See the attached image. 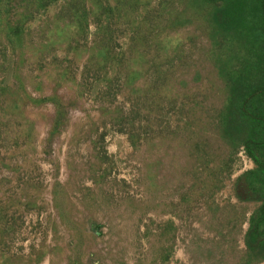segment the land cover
Listing matches in <instances>:
<instances>
[{"label": "rangeland", "instance_id": "obj_1", "mask_svg": "<svg viewBox=\"0 0 264 264\" xmlns=\"http://www.w3.org/2000/svg\"><path fill=\"white\" fill-rule=\"evenodd\" d=\"M65 1L32 23L23 55L0 45V264H237L242 222L256 204L240 202L235 186L254 163L243 148L231 160L211 134L212 160H231L219 193L210 184L216 204L234 208L217 218L192 177L203 159L189 133L177 131L196 101L201 125L212 129L226 96L205 70L203 34L161 25L153 13L148 31L146 11L134 6L141 35L131 40L133 31L112 19L108 43L119 60H106L95 26L77 36ZM157 68L167 71L154 89L148 75ZM195 76L186 87L177 82Z\"/></svg>", "mask_w": 264, "mask_h": 264}, {"label": "trees", "instance_id": "obj_2", "mask_svg": "<svg viewBox=\"0 0 264 264\" xmlns=\"http://www.w3.org/2000/svg\"><path fill=\"white\" fill-rule=\"evenodd\" d=\"M59 1L61 0H0V45L8 43L10 44L8 48L12 52L23 55L22 44L25 36L30 33L32 23ZM153 3H156V9L150 10ZM134 6L136 8L141 6L143 11H146L143 16L145 19H142L140 23L146 24L148 31L152 28V19H148V15L153 13L157 15L155 21L161 25L190 27L202 33L206 39L209 46L206 53L209 67L205 70L209 75H211L210 72H216V77L223 85L226 96L221 97L220 108L214 110L212 129L201 125L204 118L199 117L198 112H202L200 107L202 102L196 101L188 110L185 119L183 118L185 124H179L177 131L189 133L193 152L198 153L203 159L201 162L203 172L199 166L192 177L201 186L200 190L205 196L207 209L215 210L213 212L215 217H221L234 208L229 203L228 205L216 204L213 198V185L210 184L214 181L215 189L219 193L225 180V176L221 175L229 171L230 161L237 155L240 148H243L246 156L254 163L255 168L241 176L235 186L240 202L256 204L250 216L247 219L244 217L242 222L248 224V229L243 241L244 248L239 253L237 264H263L264 0H66L62 9L64 15L77 19V24L73 26L77 29V36L85 38L87 31L94 25L98 37L103 39L104 46L101 49L106 50V60H119V56L115 57L110 47L113 39L111 20L119 19L120 25H126L130 32L133 31L131 40L135 38V35H141L143 27H136L139 21L130 18ZM90 17L93 24H88ZM148 36L149 34H145L143 39H147ZM119 69L118 67L110 72L112 68H109L102 79V83L106 85L104 87L108 89L113 87L114 81L111 74L118 72ZM151 71L154 74L148 75L149 84L154 89L163 86L167 70L157 68ZM118 78L117 73L116 80ZM199 80L201 78L195 76L188 82L179 79L177 82L186 87ZM153 96L156 97L154 94ZM188 101V104L192 103V100ZM134 109L137 110L136 107ZM130 120L129 116L125 118V122ZM131 125L133 132L129 133V141L133 147L137 148L140 134L134 130L136 128L134 121ZM153 126L145 127L149 131ZM211 134L220 141L219 147L228 149L231 160L222 158L217 163H215L216 160H212L214 157L208 152L212 151L209 145L213 141ZM101 137L104 139L105 135L102 134ZM215 168H218L217 173L213 171ZM44 246L42 242L40 247L44 248ZM168 257L165 258L167 261ZM76 264L80 263L76 262Z\"/></svg>", "mask_w": 264, "mask_h": 264}]
</instances>
